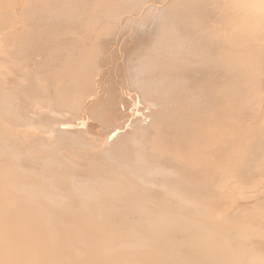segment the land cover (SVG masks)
I'll use <instances>...</instances> for the list:
<instances>
[{"label": "bare ground", "instance_id": "bare-ground-1", "mask_svg": "<svg viewBox=\"0 0 264 264\" xmlns=\"http://www.w3.org/2000/svg\"><path fill=\"white\" fill-rule=\"evenodd\" d=\"M248 250L264 264V0H0V264Z\"/></svg>", "mask_w": 264, "mask_h": 264}, {"label": "rangeland", "instance_id": "rangeland-1", "mask_svg": "<svg viewBox=\"0 0 264 264\" xmlns=\"http://www.w3.org/2000/svg\"><path fill=\"white\" fill-rule=\"evenodd\" d=\"M127 36H125L124 38H126ZM132 40V39H131ZM135 39H133V42H134ZM130 41V43L128 44L129 46L128 47H131L135 44V42L133 43ZM132 43V44H131ZM122 51V53H121ZM119 52L120 56H125L126 55V48L125 50H121ZM126 51V52H125ZM118 62L122 61L120 58L117 60ZM113 64V63H111ZM94 130H96V128H94ZM190 225L191 224H198L196 222H193V223H189ZM202 224V222H201ZM200 224V225H201ZM201 226H204L203 224ZM176 231V235H175V239L177 240V243L179 245H189L190 247L194 248V251L198 250L200 246H202L203 244L200 242V236H199V239H198V235H196V233L194 234V232L192 231V229L189 227V225L187 224H182L181 226L179 227H176L175 229ZM190 234H193V235H190ZM204 234L207 236V237H211L213 235V231L212 230H208V229H205L204 230ZM203 237V236H201ZM165 247H162V243H157L155 247H152L151 250L156 253V254H160L161 253V249H164ZM166 249V248H165ZM177 250L181 251L182 249L179 247V248H176ZM189 256V253L187 254ZM257 254L256 252L252 251V250H248L246 252H244L243 254H241V256H239L238 258H229V261L232 263V264H248L250 262H253V261H256L257 260ZM190 257H192L191 255L188 257L187 260H190ZM176 262L178 263H175V264H182L183 261L181 260H175Z\"/></svg>", "mask_w": 264, "mask_h": 264}]
</instances>
